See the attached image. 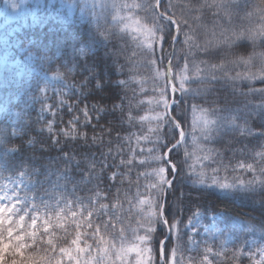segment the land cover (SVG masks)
<instances>
[{"label": "trees", "instance_id": "trees-1", "mask_svg": "<svg viewBox=\"0 0 264 264\" xmlns=\"http://www.w3.org/2000/svg\"><path fill=\"white\" fill-rule=\"evenodd\" d=\"M142 2L143 0H114L113 8H108L99 3L96 6L83 7L78 1L75 12L69 19H66V15L61 13L58 17L57 14L56 17H49L43 23L41 20L38 25L23 28L20 33L15 34L14 38L9 39L10 47L7 49L6 57L0 54V178L22 171L26 172L34 180V186L29 190V193L36 198L32 203H35L41 218L39 225L35 224L34 219L31 224H29L30 220L24 221L23 215H19L5 224H0V264H59L60 259H62V264H76V258L80 264H121V257L125 258L128 255L127 248L134 244V237L137 236L135 232L123 242L120 257L116 254L120 248V242L118 239L114 240V235L121 228H124L125 234L128 235L132 228L138 226L136 221L140 220V216L137 215L140 206L138 201L133 199V194L137 192L135 187L137 175L140 176L138 183L142 185L139 188L141 193L150 192V189L146 192L143 185L153 182L143 178L145 169L133 167L130 177L131 191H127L129 185L126 184L121 189L119 198L106 200L103 197L108 193L104 190L103 185L95 193L91 191L97 182L89 176L87 171L89 161L85 159L86 154L95 153L97 171H99L101 149L86 147L83 140L66 138L63 135H59L60 143L55 144L52 142L47 128L50 122L56 125L52 129L53 136L56 135L57 129L70 132L69 111L73 116H79L83 123L85 117L82 111L77 109L85 108L88 110V118L91 119L92 125H96V117L100 113L93 111L95 101L83 100V97L91 91V85L88 90H82L81 80L85 78L91 80L90 73L94 69L97 75H103L105 82L110 87H115L112 82L116 80V76L111 71V52L115 41L104 36L107 35L105 29L108 32L113 29H123L125 18H117L116 11L121 14L122 8L128 4ZM152 2L154 3L155 0ZM205 2L206 0H199V4ZM170 3L188 5L189 0H170ZM231 3L237 6L231 17L232 29L264 30L262 0H231ZM196 7L198 8L199 5ZM171 11L176 13L175 18L181 20L187 18L188 24L193 30L202 29L192 37L197 44L205 41L215 43L220 37L221 31L229 28L228 24H224L218 18L214 19V13L218 11L216 9L201 12L199 10L190 11L188 7L184 9L176 7ZM181 11L184 12V16L180 15ZM146 15L149 13H144L136 8L133 12L134 19H138L142 24L141 28H138L140 30L148 28L145 23ZM201 15L205 17L203 20L198 19ZM194 19L197 20L196 23H193ZM214 24L218 27H214ZM187 31L184 29V32ZM183 39L182 32L181 40ZM257 44L259 45V38H257ZM83 45H86V49L81 55L78 49ZM182 47L181 44L176 45L177 56L180 55ZM168 49L170 48L165 45V50ZM255 50L264 52V45H259ZM157 53H159V48H157ZM56 54L58 57H55ZM137 59L140 61V73L147 75L148 69L143 64L146 57L138 56ZM197 59L206 58L198 57ZM173 63H175L174 58ZM212 63H216V61H212ZM158 67L162 73L163 66ZM201 68L204 76L212 71L205 65H201ZM235 71L243 72L244 70L235 68ZM137 79L140 77L138 76ZM145 87L151 88L152 85L149 83ZM186 87L196 88L198 86L186 85ZM216 87L220 86L216 85ZM254 87L260 88L264 85L256 84ZM42 90L45 91L42 92ZM244 99L237 97L238 103L232 105L234 109H238L233 115L240 117L238 120L240 124H243L246 112L259 110L256 106L264 100V97L259 94L249 96L247 99L252 103L247 108L243 107ZM81 100L83 103L80 102ZM60 101L67 105L64 111H60V108L63 107ZM196 102L199 103V101ZM106 103L108 107L111 106L110 102ZM97 107L103 106L97 105ZM141 114L153 115L152 106H147ZM107 119L111 121L110 125L105 123V119H100L99 124L106 129L113 127L111 136L106 133L102 134L100 128H96V134L103 135L105 141L103 151L107 152L111 147L115 152L123 143V151L127 153V156L118 159H131L135 156L138 162V157L148 156L149 149L153 147L149 141L139 140V133L129 140L127 133L120 131L119 125L112 120V117L109 116ZM154 126V122H144L145 129ZM125 128H127V122H125ZM78 131L81 133L86 131L89 136L93 135L92 127L78 126ZM132 131L136 132V129H132ZM118 135L123 137V142L117 140ZM145 135H148L152 140L155 139L146 131ZM108 141H111V145L107 143ZM245 144H248V140L241 139L237 131L229 130L215 143L210 142L205 145L201 142L199 153L206 156V154L209 155L208 149L215 150L213 155L219 153L216 156L218 164L228 166L230 172L235 167L236 171L231 172V175L244 177L247 175V171L241 172L240 165L252 164L253 161L246 154L234 152L233 149L240 148ZM130 148L132 151H129ZM63 153H68L70 159H64ZM157 154L159 153L157 152ZM148 158L150 159V157ZM77 161H79L78 166ZM108 163H112L110 157ZM255 163L260 164L259 156L256 157ZM69 167L71 174L64 172ZM45 169L48 170L47 174ZM78 171L84 172L83 180L80 179ZM58 173H63V178H58ZM226 174L221 167V177ZM42 180H44V184H42ZM53 180L58 181L61 189L58 201L55 202L45 197L38 198L41 193H47L44 189L48 185L51 186L50 182ZM112 191L115 193L116 190ZM178 196L181 199L178 200ZM43 201H47L49 204L43 206ZM168 201L171 213L181 219V243L186 247L189 234L183 231V227L193 214L195 212H200L205 216L219 214L221 217L219 224H223V222L227 224L238 238L228 243L226 249L219 256L210 258V264H253L250 257L242 258L237 254V243L240 238H256L264 241V188L259 185L239 191H220L212 187L197 188L181 174H178ZM109 202L112 207L101 212V206ZM61 209H63L61 216H56L55 213ZM85 209L86 211L81 216L79 213ZM72 211L77 212L75 218L70 214ZM89 211L93 212L91 228L88 227L87 212ZM46 212L49 213L47 222L43 221ZM134 217L135 219H133ZM109 219L112 220L111 225L105 226L101 223V221L106 222ZM22 222L23 230L20 231ZM33 222L35 230L31 231ZM46 223L51 227H46ZM97 226H99L98 232L96 231ZM13 228L17 229L15 237H12ZM77 231L82 234L80 246L85 251H82L79 245L72 243ZM8 237H12V239H7ZM100 237H104L107 243H102ZM26 241L29 246L25 248ZM170 246L171 242L168 247ZM21 248H24L23 252H21ZM65 249L68 250V253H72V259H68L66 256L68 253L64 252ZM188 250L181 253L184 259H187L188 256H195L199 259L201 255H204L198 247ZM6 252L7 257L5 256Z\"/></svg>", "mask_w": 264, "mask_h": 264}, {"label": "snow or ice", "instance_id": "snow-or-ice-1", "mask_svg": "<svg viewBox=\"0 0 264 264\" xmlns=\"http://www.w3.org/2000/svg\"><path fill=\"white\" fill-rule=\"evenodd\" d=\"M196 5H199L197 8ZM137 10L149 13L145 16V23L148 28L140 30L124 25L123 29H113L104 35L109 40L115 41V46L111 52L112 58V74L116 76V80L112 83L115 87H110L105 82L102 74L97 75L94 69L91 70V80L85 78L81 80V89L88 90L91 85V91L83 100L95 101L93 111L100 113L96 117L97 123L92 125L87 108L82 111L85 120L81 123L79 116H73L69 111L71 131L65 132L63 129H57L56 135H52V129L56 127L54 123H49L47 131L53 143L59 144V135L66 138L83 140L84 146L96 147L101 149L99 155V171H97L96 154H86L85 159L89 161L87 171L90 177L96 180L95 187L91 190L93 193L97 189L104 186V190L108 195L103 198H119L121 189L127 184V191H131L132 168H144L143 178L152 180L150 184L143 185L150 192L141 193L139 188L142 186L138 183L140 176L137 175V183L135 187L137 192L133 194V199L138 201L139 211L137 215L140 220L136 221L137 227L131 229V233L126 235V230L121 228L114 235V240L118 239L120 248L117 255H120L123 242L135 232L138 238L143 242L145 252L147 253L148 264H210L209 255H201L199 259L195 256H188L184 259L180 253L189 251L185 244L181 243V219L173 215L170 211L169 194L176 183L178 174H181L187 181H190L197 188L212 187L220 191H229L235 189H245L259 185L264 188V100L256 106L259 110L248 111L243 117V124L238 123L240 117L233 115L238 109L232 107L238 103L237 97H243V107L247 108L252 102L247 98L252 95L259 94L264 97V87L256 88L254 85H264V52H257L255 49L259 45H264V30L253 31L250 28L240 29L231 28V17L236 11L237 6L231 3V0H211L199 4V0H189L188 5L172 4L169 0H143L140 4H135ZM179 7L184 9L188 7L190 11H212L214 19L218 18L224 24H228L229 28L221 31L220 37L215 43L203 42L195 43L192 39L202 29L193 30L188 24V19L181 20L175 18L176 13L171 12L172 8ZM264 7V0H262ZM162 9V10H161ZM170 13V14H169ZM181 16L184 12L181 11ZM227 17V18H226ZM205 17L201 15L199 20ZM197 20H193L196 23ZM214 27L218 25L214 24ZM187 29V32H184ZM184 39L181 40V33ZM191 33V35H189ZM259 38V45L257 44ZM181 44L182 51L177 56L176 45ZM165 45L171 52L169 56H165ZM159 48V53H157ZM138 56H145L143 64L147 67V75L140 73V61ZM171 57V58H169ZM204 57L206 59H197ZM173 58L175 63H173ZM183 61V63H181ZM216 61V63H212ZM201 65H205L212 71L207 75H202L203 69ZM158 66H163L165 71L161 73ZM235 68H242L243 72H236ZM175 70V71H173ZM195 73V75H193ZM140 79H137V77ZM131 81V83H130ZM151 83V88L145 85ZM186 85H197L196 88L186 87ZM216 85L220 87L217 88ZM45 90H42L44 92ZM83 100L80 102L83 103ZM196 101H199L197 103ZM106 102H110L108 107ZM63 106L60 111H64L67 105L60 101ZM102 105L103 107H97ZM147 106H152L153 115L141 114ZM159 109V110H158ZM51 114V113H50ZM112 117L119 125L120 131L126 132L129 140L139 133V140H147L153 145L149 149L148 156L138 162L133 156L131 159H118L127 156L123 151V143L115 152L111 147L107 152L103 151L105 141L103 135L96 134V128L99 127L102 134L112 135L113 127L105 128L99 124L100 119H105L107 125L111 121L107 117ZM212 117V118H209ZM154 122V127L144 128V122ZM127 122V128H125ZM78 126L83 128L92 127L93 135L89 136L85 131H78ZM132 129H136L133 132ZM229 130H235L239 133L241 139L248 140V144L242 145L240 148H234V152L246 154L253 161L252 164L240 165V171H247L244 177L231 175L235 172L233 167L231 172L228 166L217 164L216 156L213 155L215 150L208 149L209 155L202 159L204 163L199 165L200 169L195 171L194 166L188 163L191 153L187 150L189 138L195 141H202L205 145L215 143L227 134ZM145 131L155 137L154 140L145 135ZM117 140L123 142L122 136H117ZM256 141V143H253ZM111 145V141L107 142ZM31 146V145H30ZM15 150V149H13ZM129 151H132L130 148ZM157 152L159 154H157ZM143 154V153H138ZM260 157V164H256V157ZM112 163H108V158ZM150 157V159L148 158ZM63 158L70 159L68 153H63ZM77 166L79 161L76 162ZM216 165V166H213ZM221 167H223L226 175L221 178ZM112 171H109V170ZM150 169V171H149ZM46 174H47V169ZM64 172L71 174V168H66ZM80 179H84V172L78 171ZM128 177L129 179H125ZM58 178H63V173H58ZM115 189V193H113ZM13 199H16L13 197ZM90 202V197L88 198ZM177 199H181L180 196ZM35 201V197L32 198ZM0 206H4L8 215L13 219L19 215L24 216V221L34 219L35 224H40V215L35 203H31L26 208H20L19 205H13L12 210L8 211V205L3 199H0ZM122 207V204L120 205ZM112 207L111 203L101 206V212ZM63 209L55 213L61 216ZM85 210L79 214L83 216ZM71 216L75 218L77 212L72 211ZM45 213L43 221L49 219ZM89 217L88 227H92L91 217L93 212H87ZM199 216L200 213H195ZM135 219V217L133 218ZM143 221V223H141ZM121 222H123L121 220ZM101 223L107 225L112 224L109 219ZM10 226V225H9ZM46 227H51L46 223ZM191 226V220L187 221V229ZM77 227H79L77 225ZM31 231L35 230L32 226ZM23 230L22 226L19 229ZM175 230V235L173 234ZM96 231H99L97 226ZM17 234V229L13 228L12 237ZM81 233L77 231L76 237L72 239L73 245H79L82 251L84 248L81 244ZM8 237L7 239H12ZM102 243H107L104 237H100ZM190 241V240H189ZM186 244H188V242ZM171 242V246H169ZM26 241L24 247H28ZM114 246V245H113ZM11 248V245L9 246ZM91 247L90 245L88 246ZM24 248H21V252ZM64 252L68 253L65 249ZM205 253H210L211 249H205ZM7 257V252L5 253ZM68 259H72V253L66 255ZM243 258V254L241 253ZM127 260V264H133L134 257ZM124 257H121L123 264ZM76 264L80 261L76 258ZM59 264H62L60 259ZM257 264H264V260L258 261Z\"/></svg>", "mask_w": 264, "mask_h": 264}, {"label": "rangeland", "instance_id": "rangeland-1", "mask_svg": "<svg viewBox=\"0 0 264 264\" xmlns=\"http://www.w3.org/2000/svg\"><path fill=\"white\" fill-rule=\"evenodd\" d=\"M98 3L108 8H113L114 6V0H98ZM133 7L134 5H128L125 8H123V10L127 12L131 10ZM115 8H116V3H115ZM17 13H18L17 11H14L9 15V18L14 17ZM126 15L130 16L129 14ZM118 16L119 15L117 14V17ZM134 24H136L135 21ZM165 56H168V54ZM201 142L202 141H195L192 138H189L188 145L186 146L187 150L191 153V157L193 156L192 163L189 162V164L193 165L194 168H199V165L201 163H204L202 159H199V157L196 156V153H198V151L201 149ZM198 154L201 155L200 153ZM144 158L145 157H138L139 160ZM218 163L219 161H217V164ZM42 182H43L42 184L45 183L44 180ZM50 183H52V185L51 186L48 185V187L44 189V191H47V193H41L38 198H42V197L50 198L55 202H57L58 197L60 195L59 191L61 190L60 186L58 184V181L56 180H53ZM32 185H33V180L24 174L19 175L15 180L0 182V199H3L5 204L8 205V211L12 210L13 205H19L20 208H23V206L30 205L32 203L33 196L28 192V190L32 187ZM25 188H26L25 192L22 193V190H24ZM13 197H15L16 199H13ZM42 204L44 206L45 204H49V203L47 201H43ZM10 217L11 216L8 215V212L5 211L4 206H0V222H3L4 220L9 219ZM201 222H202L201 215L199 216L194 215V217L191 219V226L190 228L187 229V231H189V233L191 234V236L189 237L190 240L189 246L196 245V239H194V235L197 233H199V236L203 238V240L201 241L202 243H206L208 240H214V239L221 241L220 243L221 248L224 246V244L227 241L231 240L232 238L231 234H225L224 236L221 235V228H216L215 221H211L210 224H205V225L201 224ZM201 249L202 250L211 249L210 254L215 255V250L212 249L211 243L209 247L202 246ZM249 250H252L251 247H249ZM249 253H251V256L254 259L255 264H257L258 261L264 260V244L260 245L259 248H254L252 252L247 251V254ZM128 256L134 257L133 264H148L147 253L145 252L143 242L138 238V236L134 237V244L130 246L129 254L124 258L123 264H127V260L131 258Z\"/></svg>", "mask_w": 264, "mask_h": 264}]
</instances>
